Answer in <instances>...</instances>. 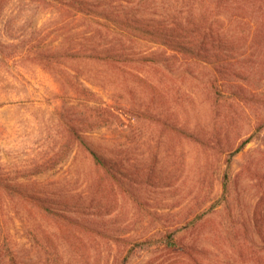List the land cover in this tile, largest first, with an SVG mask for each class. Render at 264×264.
<instances>
[{"label":"rangeland","instance_id":"1","mask_svg":"<svg viewBox=\"0 0 264 264\" xmlns=\"http://www.w3.org/2000/svg\"><path fill=\"white\" fill-rule=\"evenodd\" d=\"M0 264H264V0H0Z\"/></svg>","mask_w":264,"mask_h":264},{"label":"trees","instance_id":"2","mask_svg":"<svg viewBox=\"0 0 264 264\" xmlns=\"http://www.w3.org/2000/svg\"><path fill=\"white\" fill-rule=\"evenodd\" d=\"M171 46L177 48V47H176V44H172ZM203 47H205V46H203L202 44H199V45H198V48H202V49H203ZM181 49H182V47H181ZM178 50H179V49H178ZM180 51H181L182 53H191V54H195V52H193V50H189L188 48H183V49L180 50ZM80 141L83 143V145H86V144L84 143V140H83L82 138H80ZM86 146H87V149H88L89 153L91 154L92 158H93L97 163H99L100 165H103V160H102L101 156H100V155H99V154H98L93 148H91V147L88 146V145H86ZM3 187H6V190H8V185L4 184ZM177 249L184 250V249L181 248V247H178Z\"/></svg>","mask_w":264,"mask_h":264}]
</instances>
